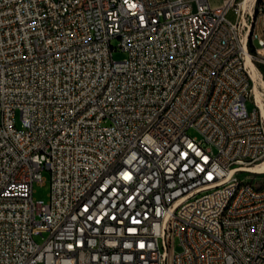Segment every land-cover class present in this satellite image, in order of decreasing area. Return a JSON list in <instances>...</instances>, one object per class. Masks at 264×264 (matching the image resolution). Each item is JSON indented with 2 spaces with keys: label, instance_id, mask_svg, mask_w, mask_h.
I'll return each mask as SVG.
<instances>
[{
  "label": "built area",
  "instance_id": "1",
  "mask_svg": "<svg viewBox=\"0 0 264 264\" xmlns=\"http://www.w3.org/2000/svg\"><path fill=\"white\" fill-rule=\"evenodd\" d=\"M262 51L264 0H0V264H264Z\"/></svg>",
  "mask_w": 264,
  "mask_h": 264
},
{
  "label": "rangeland",
  "instance_id": "2",
  "mask_svg": "<svg viewBox=\"0 0 264 264\" xmlns=\"http://www.w3.org/2000/svg\"><path fill=\"white\" fill-rule=\"evenodd\" d=\"M256 28L258 31L262 30V22L261 19H259L257 21V25ZM116 43V41H115ZM263 55H264V51ZM260 56V55H258ZM113 57L116 60H123L127 57V53L125 51L122 50H117L113 52ZM253 62L255 63V66L258 70V73L260 75V77H262V79L264 80V61L260 60L259 58H255L253 59ZM254 77V76H253ZM254 84L256 85V80L254 79ZM247 106L248 109H254L255 105L251 100H247ZM264 117V116H263ZM17 119V126L20 127V114L19 112L17 113L16 116ZM188 134L192 137H198L199 140H202V136L201 134L194 128H189L188 129ZM42 178H43V182H35L34 183V197L37 199H42L44 201H48L50 198V189H51V173L49 170L44 169L42 171ZM252 181H254L257 185H261L264 183V174H256L254 175V177L252 178ZM48 233L44 232L43 234H36L34 236V239L36 242L38 243H42L44 241V238H47ZM175 249L177 251L180 250V246H179V240L176 239L175 240Z\"/></svg>",
  "mask_w": 264,
  "mask_h": 264
},
{
  "label": "bare ground",
  "instance_id": "3",
  "mask_svg": "<svg viewBox=\"0 0 264 264\" xmlns=\"http://www.w3.org/2000/svg\"><path fill=\"white\" fill-rule=\"evenodd\" d=\"M249 0H246L248 2ZM247 63L248 67L250 68V72L252 74L253 79L256 80V85L254 86V99L258 106L260 107L262 117L264 116V80L262 77H260L258 70L255 66V63L251 59V53L248 52V57H247ZM264 118V117H263ZM252 171H261L264 172V161L253 167Z\"/></svg>",
  "mask_w": 264,
  "mask_h": 264
},
{
  "label": "crops",
  "instance_id": "4",
  "mask_svg": "<svg viewBox=\"0 0 264 264\" xmlns=\"http://www.w3.org/2000/svg\"><path fill=\"white\" fill-rule=\"evenodd\" d=\"M254 0H251V2H253ZM210 2L212 3V5H220L223 0H210ZM229 18L234 20L235 19V15L232 11L229 12Z\"/></svg>",
  "mask_w": 264,
  "mask_h": 264
},
{
  "label": "trees",
  "instance_id": "5",
  "mask_svg": "<svg viewBox=\"0 0 264 264\" xmlns=\"http://www.w3.org/2000/svg\"><path fill=\"white\" fill-rule=\"evenodd\" d=\"M249 50L250 52L255 55L256 54V50H255V47L253 46V43L251 41V39L249 40Z\"/></svg>",
  "mask_w": 264,
  "mask_h": 264
}]
</instances>
